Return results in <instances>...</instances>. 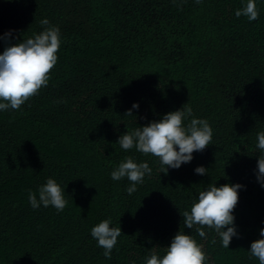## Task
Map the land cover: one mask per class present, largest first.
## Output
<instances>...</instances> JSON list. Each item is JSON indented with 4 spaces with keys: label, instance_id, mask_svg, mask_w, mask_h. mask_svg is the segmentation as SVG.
I'll return each mask as SVG.
<instances>
[{
    "label": "trees",
    "instance_id": "trees-1",
    "mask_svg": "<svg viewBox=\"0 0 264 264\" xmlns=\"http://www.w3.org/2000/svg\"><path fill=\"white\" fill-rule=\"evenodd\" d=\"M241 0H0V36L59 28L48 84L19 109L0 112V264H144L183 228L181 213L208 183H240L237 235L229 248L205 229V264H258L248 253L264 227V188L256 178V133L264 131V0L258 17L239 19ZM257 44L251 60L246 39ZM254 77L246 93L223 99L219 82ZM133 102L138 109L127 114ZM186 106L212 128L211 144L179 168L125 151L117 139ZM187 122V121H186ZM185 122V123H186ZM152 169L136 191L110 172L125 157ZM203 165L208 174H197ZM156 167V169H154ZM64 189L65 208H31L27 195L46 177ZM181 212V213H180ZM110 218L121 228L105 258L90 228Z\"/></svg>",
    "mask_w": 264,
    "mask_h": 264
},
{
    "label": "clouds",
    "instance_id": "clouds-1",
    "mask_svg": "<svg viewBox=\"0 0 264 264\" xmlns=\"http://www.w3.org/2000/svg\"><path fill=\"white\" fill-rule=\"evenodd\" d=\"M239 19L246 16L249 21L257 19L259 13L256 0H241V6L234 11ZM45 26L38 33L22 38L15 43H6L0 51V112L19 109L31 96L47 86L50 70L57 62V52L61 45L59 28L49 25L47 18L41 19ZM0 39H14L12 30H7ZM257 44L252 39H246V47L242 51L249 54L248 61L254 55ZM231 79L219 82L223 99L229 92L238 94L244 92L250 98L245 87L254 84V77H240L229 74ZM139 103L133 102L127 114L132 115V109H138ZM187 121V122H186ZM186 122V123H185ZM212 128L204 118L192 116V109L186 103L179 109L166 112L157 120H151L131 131L119 135L116 142L125 151L135 148L136 151L151 154L158 158V171L161 165L164 172L168 168H179L182 163H188L193 158L194 151H202L211 144ZM257 155L256 178L264 188V131L256 133ZM156 169V167H154ZM152 169L147 161L136 162L132 157H125L110 172L113 181L126 178L130 183L126 188L128 195L136 191ZM197 174H208L203 165L195 167ZM240 183H223L217 186L208 183L192 200L189 208L184 210L183 228H180L165 247L162 255L151 252L144 259V264H205L206 256L202 246L190 232L192 230L201 238L206 237L205 229H211L220 238L221 246L229 248L232 237L237 235L234 223V208L238 202ZM64 189L55 178L49 176L38 186L35 193L29 190L27 199L31 208L52 206L57 212L66 206ZM121 228L112 225L110 218L102 219L90 228V235L97 245L103 248L105 258H111V253L121 234ZM251 257L264 264V227L259 229V238L253 240L248 248Z\"/></svg>",
    "mask_w": 264,
    "mask_h": 264
}]
</instances>
